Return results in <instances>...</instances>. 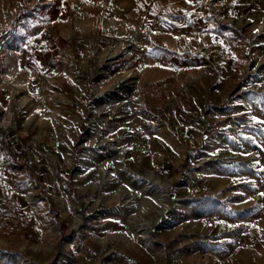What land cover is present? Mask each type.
<instances>
[{"label": "rangeland", "instance_id": "obj_1", "mask_svg": "<svg viewBox=\"0 0 264 264\" xmlns=\"http://www.w3.org/2000/svg\"><path fill=\"white\" fill-rule=\"evenodd\" d=\"M12 108L0 264H264V0H0Z\"/></svg>", "mask_w": 264, "mask_h": 264}, {"label": "bare ground", "instance_id": "obj_2", "mask_svg": "<svg viewBox=\"0 0 264 264\" xmlns=\"http://www.w3.org/2000/svg\"><path fill=\"white\" fill-rule=\"evenodd\" d=\"M135 40H136V38H133V43L135 42ZM13 91L14 92L12 93V95L15 94V90H13ZM11 102L18 103V101L16 99H14L12 96H11ZM17 118H19V124H20V126H23L25 124L28 125L29 118L25 117V115L24 114H21V113H17V114L14 115V113L11 111V109H9L8 112L6 113L5 119H4V123L7 124L10 120L17 119Z\"/></svg>", "mask_w": 264, "mask_h": 264}, {"label": "built area", "instance_id": "obj_3", "mask_svg": "<svg viewBox=\"0 0 264 264\" xmlns=\"http://www.w3.org/2000/svg\"><path fill=\"white\" fill-rule=\"evenodd\" d=\"M18 109L17 108H12L11 111L14 113V114H17L19 113L17 111ZM8 111H6L1 117H0V127L3 128V129H6V127L9 125L10 121L6 124L4 123V119H5V115Z\"/></svg>", "mask_w": 264, "mask_h": 264}, {"label": "snow or ice", "instance_id": "obj_4", "mask_svg": "<svg viewBox=\"0 0 264 264\" xmlns=\"http://www.w3.org/2000/svg\"><path fill=\"white\" fill-rule=\"evenodd\" d=\"M189 2H190V0H189ZM261 123H264V121H261ZM260 195H261L262 197H264V192L260 193Z\"/></svg>", "mask_w": 264, "mask_h": 264}]
</instances>
